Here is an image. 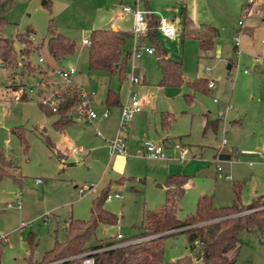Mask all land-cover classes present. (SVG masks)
<instances>
[{"label": "rangeland", "instance_id": "rangeland-1", "mask_svg": "<svg viewBox=\"0 0 264 264\" xmlns=\"http://www.w3.org/2000/svg\"><path fill=\"white\" fill-rule=\"evenodd\" d=\"M42 1L12 0L5 14L8 23L0 28V34L13 41L15 50L21 46L16 33L29 28L32 43L38 45L30 60L44 70L23 77L16 75L10 80L6 70L0 68V149L12 164L6 167L8 174L0 178V233L6 234L0 248V264L40 260L55 240L64 237V227L70 219L89 217L91 199L107 184L109 193L117 192L118 197L105 199L104 207L115 213L118 221L113 225L99 224L88 243L103 242L116 232L125 237L134 234L143 211L160 207L165 198L166 174L160 167L163 161L133 155L150 141L146 120L152 122L154 114L160 123L161 111L171 117L165 133L158 132V136L167 135L163 146L173 157L178 156L180 146L172 149L177 142L184 150L181 163L173 159L170 163L185 167L198 162L188 172L184 192L177 202V218L184 219L194 212L201 193L210 195L214 206L230 204L232 183L240 185L242 204L249 203L254 194L264 193V73L254 68L264 66V0H47V5ZM136 4L157 17L173 19L176 36L169 38L158 33L157 41L168 56L180 59L179 83L160 84L161 72L152 46L151 54L142 52L136 58L130 54L123 79L106 69L88 68L87 46L82 39L93 28H113L115 24L129 30L122 48L123 52H131L133 16L122 8H134ZM183 7L192 24L205 22L218 29L208 51H201L194 38L183 37L179 32ZM49 22L74 43V52L60 62L52 60L47 52ZM146 32L145 18L143 36ZM143 44L150 46L145 40ZM39 56L42 62L38 61ZM70 65L75 72L67 85L92 93L89 107L98 117L85 121L79 98L73 105L74 122L57 130L52 125L56 114L44 113L38 103L40 98H48L66 87L55 70ZM134 71L140 81L130 88L129 76ZM199 77L211 79L215 87L211 91L193 88L189 82ZM108 87L118 91L120 104L131 89L138 99L148 100V107L123 126L127 158H112L104 171L108 156L102 138L112 137L118 129L119 106L103 102ZM22 92L27 96L25 100L19 99ZM106 108L109 116L100 118ZM220 110L224 111L223 116H219ZM216 117L219 123L215 129L205 125L206 118ZM96 131L101 137L95 135ZM45 135L53 142L52 148L45 144ZM222 136L226 139L224 147L219 143ZM72 146L82 151L71 152ZM241 148L253 149L255 153L242 154ZM221 153L229 154L230 159H219ZM36 178L40 181L35 182ZM238 244L233 264H264V232L241 231ZM163 245L164 260L189 253L184 231L165 235ZM188 264L200 262L193 260Z\"/></svg>", "mask_w": 264, "mask_h": 264}, {"label": "trees", "instance_id": "trees-1", "mask_svg": "<svg viewBox=\"0 0 264 264\" xmlns=\"http://www.w3.org/2000/svg\"><path fill=\"white\" fill-rule=\"evenodd\" d=\"M43 0L42 4L47 5ZM12 0H0V28L8 23L5 16ZM184 12V11H183ZM147 32L143 40L147 41L156 52V61L161 72L160 84H176L181 81L180 59L168 56L157 41V18L151 12L145 13ZM189 21L184 17L186 27L182 31L183 37L194 38L201 51H208L213 46L218 35V29L208 23H199L196 28L188 27ZM48 37L46 39L47 52L50 58L60 62L67 55L74 52L73 41L58 32L55 25L48 23ZM129 31L112 29L110 26L93 28L88 32L90 44L87 46V63L89 69H106L118 79L125 77V63L130 51L123 52V44ZM21 46L15 50L13 41L0 34V68L6 70V78L13 80L16 75L25 76L35 70H42L39 65L30 60V55L37 50L38 45L32 43L30 29L16 33ZM153 50V51H154ZM49 62H46L48 65ZM193 88L207 90V80L196 78L189 82ZM23 85V82L21 83ZM80 88L66 85L63 90L56 91L54 96L57 104L54 110L47 105L38 103L39 108L46 114L55 113L57 118L52 122L55 129L60 130L73 122V105L78 102ZM24 92L20 100H25ZM23 98V99H22ZM189 99V98H187ZM104 102L107 105H118L117 92L106 89ZM171 121L170 114L161 111L160 125L166 128ZM216 120H206V125L215 127ZM45 144L52 148L53 142L45 135ZM0 149V178L8 174L6 167L11 166ZM188 175L176 172L168 173L164 179L165 198L162 205L156 209L144 210L138 230L123 239L116 240L112 236L108 240L95 244L88 243L99 224H116L118 217L104 207V200L109 193L108 184L91 199L90 215L87 219H70L64 227V237L55 240L52 246L44 251L38 261L28 259L26 264L45 263L58 258L67 257L91 248L118 244L124 240H133L125 244L101 249L93 254L95 264H188L198 260L200 264H233L239 248L238 235L241 231L256 230L264 232V198L257 195L247 204L239 199L238 183H232L233 200L228 205L214 206L211 196L202 193L197 196L194 212L184 219L176 216L177 202L184 192ZM184 231L187 235L188 254L174 260H164L163 240L165 235ZM3 241L0 240V248Z\"/></svg>", "mask_w": 264, "mask_h": 264}, {"label": "built area", "instance_id": "built-area-1", "mask_svg": "<svg viewBox=\"0 0 264 264\" xmlns=\"http://www.w3.org/2000/svg\"><path fill=\"white\" fill-rule=\"evenodd\" d=\"M123 11L126 12H131L133 15V25L131 29V33L133 35V40H134V47L131 50L130 54L132 58L138 57L142 52H146L147 54H151L153 52V49L151 46H146L143 44V34L145 31V13L149 11H144L139 9L137 6L134 8H130L128 6H123ZM240 21H238V24ZM157 29L158 31L163 34L166 37H173L175 33V28L174 24L172 22V19L165 18L163 16L157 17ZM236 33H239V30H236ZM237 37L238 34H235V46H237ZM32 39L33 37L30 36ZM82 43L88 46L90 44V40L88 37L82 39ZM38 61L42 62L43 59L41 56L38 57ZM259 61H262L261 58H259ZM75 72V68L70 65L67 68H57L55 70V73L61 77L62 82L67 84H70L69 79L70 76ZM246 72V70H244ZM129 81H130V86L133 83H138L140 81V77L136 75L135 73H132L129 76ZM131 88V87H130ZM207 88L208 90H212L214 88V83L211 79L207 80ZM92 93L86 92L84 89L80 87V94L79 98L82 100L81 107H83V110L85 112V117L87 120L89 119H94L97 116V114L92 111L89 107V102H90V95ZM17 99V97H15ZM213 100H216L213 98ZM40 102L44 105H47L50 107L52 110L55 109L56 104H57V99L52 94L48 98H40ZM148 102L147 99H138L136 97V93L134 91L128 90V94L126 96V99L124 100L123 103L119 105V117H118V129L116 130V133L109 138H106V147L108 154L111 156L113 154H121L123 156H128L127 150H126V141L125 137L123 134V126L126 124V122L135 114L140 111H142L144 104ZM109 114L108 109H104L100 113V117H107ZM220 116L224 115L223 111L219 112ZM96 135L101 136V133L99 131H96ZM226 139L225 136H222L220 139V147H223L225 145ZM174 148H179L178 145H175ZM81 150V148L78 147H71V152H76ZM179 152H182V150L179 148ZM135 156H143L147 158H152V159H168L169 156L165 152V147L161 143H153V142H147L143 147L136 149L134 152ZM182 158V157H180ZM250 163V162H249ZM216 169L219 171L221 170V167L218 165L216 166ZM227 178H230V176H226ZM40 179L36 178L35 182H39ZM83 189L80 188V192H82ZM112 197H118V193L114 192L112 194L108 193L106 195V199H110ZM17 207H19V202L18 200L16 201ZM123 235L120 232H116L114 235V239L120 240L123 239ZM5 240L6 239V234L0 233V240ZM133 240H124L121 243L118 244H111L107 245L104 247H98V248H91L84 250L80 253L70 255L67 257L63 258H58L55 260H51L45 263L41 264H95L94 263V258L93 254L101 249L104 248H109V247H114L120 244H125Z\"/></svg>", "mask_w": 264, "mask_h": 264}, {"label": "crops", "instance_id": "crops-1", "mask_svg": "<svg viewBox=\"0 0 264 264\" xmlns=\"http://www.w3.org/2000/svg\"><path fill=\"white\" fill-rule=\"evenodd\" d=\"M135 6H137V4L135 5ZM138 7V6H137ZM139 8V7H138ZM123 10V9H122ZM184 11V12H183ZM151 13H153V12H151ZM153 14H155V13H153ZM133 16V15H132ZM155 16H156V18H157V15L155 14ZM184 17H186L187 18V20L189 21V23H188V27H190V28H196L197 27V25L199 24H197V25H194V24H192L191 23V21L188 19V17L185 15V8L183 7V9H182V13H181V23H182V25H181V28L179 29V32H181V34H182V31H183V29L186 27V25L184 24ZM171 19V18H170ZM173 20V19H172ZM200 23H205V22H200ZM132 24H133V17H132ZM113 26V28L112 29H120V30H124V29H121L120 27H118L117 25H115V24H113L112 25ZM111 27V26H110ZM174 28H175V33H174V36L173 37H175L176 36V25H175V23H174ZM247 30H249V28H247ZM124 31H126V30H124ZM127 31H129V30H127ZM89 32V31H88ZM159 32V31H158ZM178 32V33H179ZM160 33V32H159ZM172 37V38H173ZM85 45V44H84ZM168 55V54H167ZM230 65V64H229ZM254 68L256 69V71H259V72H263L264 73V66L263 65H259V67H258V65H256V66H254ZM134 73H135V71H134ZM244 73H246V72H244ZM136 74V73H135ZM133 85V84H132ZM132 85L130 86V87H132ZM215 87V86H214ZM38 88H39V86H38ZM37 88V89H38ZM108 88H110V87H108ZM112 89V88H111ZM113 90H115V89H113ZM37 91V90H36ZM116 91V90H115ZM117 92V95H118V99H119V93H118V91H116ZM105 93H106V91H105ZM105 93H104V97H103V102H104V99H105ZM128 94V93H127ZM119 101H120V99H119ZM214 101H216V100H214ZM104 104L105 105H107L105 102H104ZM120 105V103L117 105V106H119ZM148 105V102L146 103V104H144V106H143V109H142V111H140V112H143L144 111V109H145V107H148L147 106ZM109 111V110H108ZM220 111H222V110H220ZM219 111V112H220ZM140 112H138V113H140ZM224 112V111H223ZM109 114H110V111H109ZM109 114H108V116H109ZM136 114V113H135ZM134 114V115H135ZM219 114V113H218ZM133 115V116H134ZM85 116V115H84ZM107 116V117H108ZM132 116V117H133ZM220 116V115H219ZM100 117V116H99ZM106 117V118H107ZM119 117V107H118V110H117V118ZM131 117V118H132ZM97 118V117H96ZM100 118H105V117H100ZM130 118V119H131ZM95 119V118H94ZM129 119V120H130ZM87 119H85V121H86ZM128 120V121H129ZM206 120H210V119H208V118H206L205 119V125H206ZM212 120H216L215 121V127H213L211 124H210V126L212 127V128H216L217 127V125H218V120H219V117H216V119H212ZM127 121V122H128ZM74 122V121H73ZM73 122H71L70 124H72ZM70 124H68V125H70ZM146 128H147V130H148V137H149V139H150V141L149 142H153V143H161L162 144V141H163V139L164 138H166L167 137V135H164V136H158V132L159 131H161V132H164L163 130H166L165 128H163V127H161V125H160V123L157 121V119H155V116H154V114L152 115V122H150L148 119L146 120ZM152 129V132L151 131H149V130H151ZM125 132L126 131H123V134H124V136H125ZM165 133V132H164ZM96 135V134H95ZM109 135H113L112 133L111 134H109ZM101 137V136H100ZM109 137H111V136H109ZM109 137H107V138H109ZM164 137V138H163ZM103 140H104V142L106 143V137L104 138H102ZM263 141H262V143H261V148H262V150H263V152H264V138L262 139ZM220 143V142H219ZM226 143V142H225ZM163 145V144H162ZM175 145H178V146H180V149L182 150V152H177V155L178 156H172L171 154H169V152H168V149L165 147V152L167 153V155L169 156V158L168 159H156V160H159V161H163V162H161L160 163V167L161 168H164V171L163 172H165V174L167 175L168 173H176V172H180V173H183V174H186V175H188L189 176V174L190 173H188L190 170H192V168H196L197 167V164L196 163H198V162H190L188 165H185V167H183V166H180V164L179 163H181L184 159H183V155L182 154H184V150L181 148V144L179 143V142H177ZM53 146H54V144H53ZM225 146V145H224ZM223 146V147H224ZM73 147V146H72ZM103 147H105L106 148V152H107V156H108V160H107V162H106V165H105V167H104V171H105V169L107 168V165H108V163H109V161L112 159V158H114L115 157V159H120V158H127V156H123V155H121V154H113V155H109L108 154V151H107V147H106V145H104L103 144ZM172 149H173V151H175L176 149L174 148V147H172ZM71 150V149H70ZM79 151H82V149L81 150H79ZM77 152V151H76ZM239 152L240 153H242V154H246V155H252V154H254L255 153V150H253V149H250V148H241L240 150H239ZM75 153V152H74ZM57 154H62V153H60V152H57ZM133 155H134V153H133ZM229 155V154H228ZM135 156V155H134ZM180 157H182V158H180ZM152 159V158H151ZM176 160V161H179V163H170V161H173V160ZM228 159H230V155H229V158ZM228 159H225V160H228ZM238 160L237 159H235L234 160V162H237ZM249 166L250 165H252V162H248L247 163ZM262 164V166L264 167V162H262L261 163ZM225 177H226V175H224ZM227 178V177H226ZM228 179H230V178H228ZM158 186H160L159 184H158ZM117 193V192H116ZM202 194V193H201ZM257 195H263V198H264V193L263 194H254L253 195V197H255V196H257ZM252 197V198H253Z\"/></svg>", "mask_w": 264, "mask_h": 264}, {"label": "water", "instance_id": "water-1", "mask_svg": "<svg viewBox=\"0 0 264 264\" xmlns=\"http://www.w3.org/2000/svg\"><path fill=\"white\" fill-rule=\"evenodd\" d=\"M229 66H230V65L228 64L227 67H229ZM218 158H219V159H228V158H229V155H228V154H223V153H221V154L218 155Z\"/></svg>", "mask_w": 264, "mask_h": 264}]
</instances>
